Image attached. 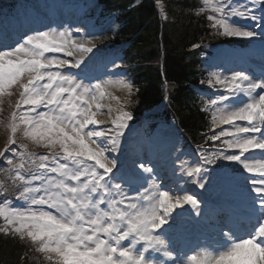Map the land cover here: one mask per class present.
<instances>
[{
    "label": "snow or ice",
    "instance_id": "obj_1",
    "mask_svg": "<svg viewBox=\"0 0 264 264\" xmlns=\"http://www.w3.org/2000/svg\"><path fill=\"white\" fill-rule=\"evenodd\" d=\"M203 5L201 11L209 13L206 18L217 35L264 38V0H251V7L248 0H203ZM239 20L259 23L260 33ZM81 31H36L17 46L0 50V106L13 95L14 87L21 89L10 113L7 144H17L20 132L24 140L47 150L37 155L21 143L23 151L7 145L0 151L11 166L5 170L9 179L20 189L16 198L25 202L22 207L12 206L4 196L0 232L30 242L52 264H153L146 255L150 251L171 258L167 241L156 233L186 204L199 214V202L192 195L161 187L153 178V168L143 163L138 168L147 175L136 173L135 187L113 175L116 161L110 152L119 149L132 114L124 110L126 104L117 109L104 104L106 99L120 103L108 92L116 86L112 80L85 83L63 71L79 68L83 56L93 52L92 40L74 37L73 32ZM118 83L131 97L132 85L124 80ZM208 83L224 91L205 108L211 112L209 139L220 143L212 158L203 156L204 163L228 160L251 174L245 180L255 194L251 203L257 224L245 237L229 229L223 233L225 243L215 252L191 256L188 264H264V77L257 80L235 71L230 76L214 74ZM107 123L111 126L101 127ZM4 152L18 156L19 162ZM181 167L189 177L204 171L198 164ZM26 171L31 175L25 176ZM5 192L7 188L0 184V195Z\"/></svg>",
    "mask_w": 264,
    "mask_h": 264
},
{
    "label": "trees",
    "instance_id": "obj_2",
    "mask_svg": "<svg viewBox=\"0 0 264 264\" xmlns=\"http://www.w3.org/2000/svg\"><path fill=\"white\" fill-rule=\"evenodd\" d=\"M99 0L105 11L117 12L122 29L113 43L128 41L123 51L131 69L133 94L127 108L135 119L169 99L167 113L174 117L189 141L207 142L211 120L202 112V100L195 88L207 83L202 47L241 42L217 35L210 27L203 0ZM162 1L167 18L156 5ZM196 45H200L195 50ZM0 264H52L43 254L33 253L28 241L0 233Z\"/></svg>",
    "mask_w": 264,
    "mask_h": 264
},
{
    "label": "rangeland",
    "instance_id": "obj_3",
    "mask_svg": "<svg viewBox=\"0 0 264 264\" xmlns=\"http://www.w3.org/2000/svg\"><path fill=\"white\" fill-rule=\"evenodd\" d=\"M9 1L10 0H0V4L9 2ZM20 5L22 6L21 10L23 13H21V16H22V19L24 20V24H25L24 28L26 29L29 27L28 25L39 24L42 21L46 22L47 21L46 19H51V16H53V14H58V16H62V19L68 22L70 30H73L76 28L82 29V31L79 33L73 32L74 37L77 39V41H80L83 38L87 37L89 40L93 41V45H94L93 52L83 56L84 63L81 64L80 67H83L85 69H90L92 67V65H89L91 64L92 60L95 61L97 58L99 57L101 58V56L98 55L99 53L98 46H103L104 45L103 42L106 41L105 40L106 37H104L103 34L108 31L111 32L116 27L114 19H110L103 26H101V23L97 24L95 17L98 16L100 12V7L96 5L94 0H87L85 4L73 3L72 0H29V2L27 3V8L23 7V4H20ZM30 10L34 12L33 17L35 19L31 17V14H29L28 16L26 15V13H28V11ZM255 14L257 16H260L261 13L258 9H256ZM1 20L2 19H0V21ZM238 22L240 24L246 25L249 30H255L258 34L261 31L260 29H258L260 25L257 22L249 21V20H239ZM248 40L253 42V45L250 50L246 51V56H243V57L237 56L236 54L231 53V51L228 48L223 47V46L207 48L206 51L210 53L209 59H211L212 61H208L206 63V67L210 71L213 70L215 74H221L222 76H230L232 75L233 72L239 71L237 70L238 67L240 69H243L244 67L249 66V64H255L257 65L255 66L257 69H262L264 71V38H262L260 35H257L256 37L252 39H248ZM57 55L62 56V54H57ZM76 58H80V54L77 53ZM68 59H73V58L69 57ZM260 61H262V63ZM111 63H112V60H108V63L105 62V65H104L106 68L99 66L100 67L98 68L99 70H95V72H96V75L99 76V78H101L100 81L112 80L113 82H115L116 86L109 87L108 92L111 94L112 97L118 98L120 103L117 102V99H106L104 101V104L105 105L110 104L113 109H117V108H120L122 104L127 105L128 100H129V93L127 89L119 86L118 82L120 80H124L126 82L127 80L124 78H121L123 77L122 72L118 70L117 67H112ZM114 72L115 74L113 76L112 73ZM118 72L121 73V77L118 74ZM261 77H264V73L261 75ZM259 78L260 77H258L257 80ZM212 87L213 86H210V84H208L207 91L209 92L211 89H213ZM215 88L220 89L221 92L224 91L219 86H215ZM20 91L21 89L18 88L16 92L18 98H19ZM7 99L8 98L5 97L4 102L7 103ZM105 111H106V108H105ZM115 114L116 113L113 112V115ZM100 119L107 120L108 118L106 116H101ZM110 126H111L110 123L101 125V127H105V128L110 127ZM132 128L133 127L131 126L130 121H128V128L124 131V135L120 138V144H119L120 149L114 151L115 154L117 153L116 155H110L113 159H115L116 164L121 161L119 158H121L122 156L121 151L124 147H127V149H129L131 152L134 146H129L128 144L132 143V141L134 140L137 141L138 143L141 142L140 140H142L144 149H146V152H147L143 154L151 153L152 148H154V146H157V145L160 146V145H165V143H169V146L167 147L165 151V155H166V152L168 150V154H167L168 157L166 158L167 165L165 166V168L167 169L169 174L181 168V163H180L181 158H179L178 156V145L180 142H177L176 137L175 138L168 137L167 139H164L165 136L166 137L168 136V133L166 131L158 130L154 138L147 141L143 139L142 133L139 129H132ZM170 134L172 135L175 134L173 129L171 130ZM108 147L111 148V145H109ZM221 161H224L225 163L228 164L227 168H223L224 177H228L229 172H230V167L232 169L237 168L239 169L238 172H241L240 166H238L235 162H230L228 160H223V159L215 160L214 162L218 163L219 165L221 164ZM197 164H198V159L192 156V158L189 161V164L185 166V168L188 166H193ZM207 166L208 164L206 165V167ZM134 168H138L137 165H133L131 169H134ZM161 168L165 170L164 167H161ZM207 171H210V168H207ZM134 173L136 174L140 172L139 170H134ZM241 176L239 177L240 179H242ZM211 177H212L211 174H209L208 181L210 180ZM198 182L199 181L197 180L192 181V182H189L187 185L188 187H190L189 188L190 190L195 191V189H198L200 185ZM205 188H206V185L204 184V187L200 191V195H202L203 199L216 200V198L219 197L218 190L215 194L213 192L206 193L207 191ZM215 189H216V186H215ZM130 194H134V193L130 192ZM187 195L194 196L192 193H187ZM194 198H196L197 200L199 199L198 197H195V196ZM178 209H176L175 212H173L172 214L174 218H175L176 213L181 212L180 208ZM156 234L160 235L159 233H156ZM125 243H128V242H125Z\"/></svg>",
    "mask_w": 264,
    "mask_h": 264
},
{
    "label": "bare ground",
    "instance_id": "obj_4",
    "mask_svg": "<svg viewBox=\"0 0 264 264\" xmlns=\"http://www.w3.org/2000/svg\"><path fill=\"white\" fill-rule=\"evenodd\" d=\"M2 40H4V39H1V37H0V45L3 42ZM255 79H257V78H255ZM123 150H122V153H123ZM144 150H146V149H144ZM147 151H148V149H147ZM132 152L138 153V151L136 150L135 147L133 148ZM139 154H141L142 157H145L144 156L145 154L144 155H143V153H139ZM151 155H152V153H151ZM151 155H150V157H151ZM160 156L162 158H164V156H162V155H160ZM137 160H139V158H137ZM135 161H136V159H135ZM164 181H167V180L165 179ZM169 183H171V182L168 181V182H164L163 184L165 186H167ZM226 184L227 183L225 182L224 183V195L226 196L227 203L223 202V204L227 208H230L231 210L227 211L226 213L224 212L226 217L220 218L219 220L224 221L226 219V221H228V223L234 228V230L235 229H240V230L246 229L249 232L248 234H250L254 230V226L257 224L256 219H254L253 206L251 203V198L255 194L250 192L249 188L247 189V188H240L238 186H235V183L229 184L230 186H232L230 188ZM246 184H247L246 180H244L242 185H246ZM230 194L234 195V196H231ZM245 225H248V227L245 228L246 227ZM220 228L224 229V227H220ZM225 233H227V232H225ZM223 240H225L223 233H221V234L216 233L215 235H213V237H207L206 238V242L212 248L214 247V245L216 246L217 241L221 243ZM212 248H211L210 252H213ZM183 264H188V261L186 259H184Z\"/></svg>",
    "mask_w": 264,
    "mask_h": 264
}]
</instances>
